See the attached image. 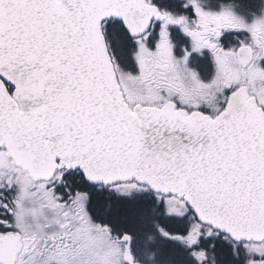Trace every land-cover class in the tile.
<instances>
[{"label": "snow or ice", "instance_id": "obj_1", "mask_svg": "<svg viewBox=\"0 0 264 264\" xmlns=\"http://www.w3.org/2000/svg\"><path fill=\"white\" fill-rule=\"evenodd\" d=\"M0 264H264V0H0Z\"/></svg>", "mask_w": 264, "mask_h": 264}]
</instances>
